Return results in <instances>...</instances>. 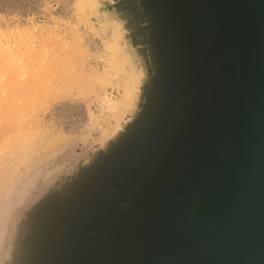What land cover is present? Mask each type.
Listing matches in <instances>:
<instances>
[{"label":"rangeland","instance_id":"rangeland-1","mask_svg":"<svg viewBox=\"0 0 264 264\" xmlns=\"http://www.w3.org/2000/svg\"><path fill=\"white\" fill-rule=\"evenodd\" d=\"M75 7L0 0V264H39L56 216L49 205L79 196L152 95L156 58L140 0L102 14ZM116 21L130 31L117 61L106 48ZM132 72L143 74L138 106L122 114L105 97L119 103Z\"/></svg>","mask_w":264,"mask_h":264},{"label":"water","instance_id":"water-1","mask_svg":"<svg viewBox=\"0 0 264 264\" xmlns=\"http://www.w3.org/2000/svg\"><path fill=\"white\" fill-rule=\"evenodd\" d=\"M185 1V0H180ZM188 6L204 10L206 28L212 27L193 48L190 57L197 71L196 87L184 118L164 147L145 164L136 175L138 184L146 185L137 195L138 204L124 217L123 235L119 236L115 264H151L176 251L182 242L172 238L164 227H173L163 212L178 195L181 183L191 179L192 172L213 163L215 153L209 144L217 133L212 132L214 119L223 127L226 105L233 101L238 108L237 128L242 137L238 167L224 201V213L211 252L203 257L194 255L196 264H264V0H188ZM148 20L150 41L156 58V76L148 106L125 140L96 169L90 182L83 188L76 202H54L50 212L56 211L43 246L49 247L63 218L74 214L78 204L85 201L94 189L114 177L131 154L142 131L149 128L159 88L167 72V36L163 16L169 12V0H140ZM213 25L218 26L213 34ZM244 48L246 52L219 66L218 72L208 79L201 78L214 60L228 51ZM236 62V63H233ZM218 135V134H217ZM150 207L144 209V202ZM160 203V205H159ZM65 215L56 223L61 213ZM62 221V222H61ZM205 232V231H200Z\"/></svg>","mask_w":264,"mask_h":264},{"label":"flooded vegetation","instance_id":"flooded-vegetation-1","mask_svg":"<svg viewBox=\"0 0 264 264\" xmlns=\"http://www.w3.org/2000/svg\"><path fill=\"white\" fill-rule=\"evenodd\" d=\"M168 3L169 14H164L162 18L171 43L167 49L168 70L159 88L149 128L142 131L131 154L114 177L94 189L85 201L78 204L74 214L63 218L66 214L63 211L56 219V223L61 218L64 222L53 234L54 241L45 248L39 264H115L113 256L118 249L119 236L124 232V217L136 207L137 195L142 188L146 190L147 187L138 184L136 175L164 147L188 112L192 93L199 85L196 80L197 71L194 70L202 68V64L194 68L190 57L197 53L193 47L198 42L203 45L204 37L212 30V27H207L205 33V21H209V18L204 16L202 7L200 11L193 10L188 6V0H169ZM217 30L218 26L213 25V34ZM244 52V48L225 52L221 58L212 62L201 81L218 72L220 65ZM237 108L233 101L226 105L224 112L231 117L224 118L222 128L217 126L218 119L212 121L211 131L220 132L213 136L209 144L215 153L211 158L214 162L193 171L191 179L181 183L176 191L178 195L170 199L169 208L163 210L170 214L167 219L174 224L172 228L164 227V230L169 235L175 233V239L182 242V245H178L175 252L151 264H196L197 261L192 262L194 255L201 253L205 257L211 252L242 148V137L237 128ZM76 201L73 200L71 204ZM203 203L208 204L207 210L203 209ZM150 205L145 201L144 209ZM206 216L213 217V223H204ZM54 229L55 226L50 233ZM171 237L174 238V235Z\"/></svg>","mask_w":264,"mask_h":264},{"label":"bare ground","instance_id":"bare-ground-1","mask_svg":"<svg viewBox=\"0 0 264 264\" xmlns=\"http://www.w3.org/2000/svg\"><path fill=\"white\" fill-rule=\"evenodd\" d=\"M123 0H75V8L79 10H92L94 13H106L107 11L111 10L116 3ZM134 4V3H133ZM74 7V6H73ZM118 8V7H117ZM121 8V7H120ZM123 8V7H122ZM115 9V8H114ZM76 12V11H75ZM117 12V11H116ZM74 14V13H73ZM121 14V13H120ZM142 14V13H140ZM127 15V14H126ZM131 15V14H130ZM75 16V15H74ZM138 16V15H137ZM141 16V15H140ZM130 18V17H129ZM127 19V18H126ZM79 20V19H78ZM134 20V19H132ZM80 21V20H79ZM88 21V20H87ZM89 22V21H88ZM134 23V22H133ZM114 28V41L112 43H107L106 48L112 54L114 59L117 61L116 58L120 57L119 55L122 54V46L125 45L126 40L129 38V29H127L123 22L116 21L113 23ZM127 26V25H126ZM145 26V25H143ZM133 29V28H132ZM131 29V30H132ZM133 34V33H132ZM147 34V33H146ZM129 42V41H128ZM134 45V44H133ZM130 48V47H129ZM148 58V57H147ZM149 60V59H148ZM153 61V60H152ZM112 63V62H111ZM146 63V62H145ZM112 65V64H111ZM116 67L120 68V64L115 62ZM122 69V66H121ZM139 69V68H138ZM143 74L142 73H130L121 79L123 93L122 97L119 100V103H111V101L107 100V96L105 97V102L111 106L120 109L121 113L124 114L127 111L134 112L137 105L138 96L140 94V84L142 81ZM145 78V77H144ZM120 83V84H121ZM145 83V82H144ZM143 83V84H144ZM144 86V85H143ZM142 86V87H143ZM141 97V96H140ZM115 104V105H114ZM229 148V147H228ZM228 150V149H227ZM232 152V151H231ZM226 153V152H225ZM221 155V154H220ZM230 155V154H228ZM232 155V154H231ZM234 156V155H233ZM229 159V158H228ZM231 160V159H230ZM221 166V165H220ZM220 168V167H219ZM218 169V168H217ZM221 170V169H220ZM215 171V170H214ZM220 172V171H219ZM234 172V171H233ZM210 176V175H209ZM223 178V177H222ZM219 179V178H218ZM217 180V179H216ZM221 180V179H220ZM219 180V181H220ZM222 181V180H221ZM206 182V181H205ZM210 183V182H209ZM201 184V183H200ZM199 185V183H198ZM204 185V184H203ZM208 185V183L206 184ZM220 185V184H218ZM193 187V186H192ZM207 187V186H206ZM205 188V187H204ZM220 188V187H219ZM198 190V189H197ZM201 190V189H199ZM202 191V190H201ZM225 191V189H224ZM195 192V191H194ZM218 192V191H217ZM201 193V192H200ZM199 194V191H198ZM217 194V193H216ZM209 195V194H208ZM195 196V195H194ZM203 196V195H202ZM210 196V195H209ZM197 197V196H196ZM204 197V196H203ZM202 197V198H203ZM193 198V197H192ZM209 198V197H208ZM201 200V199H200ZM194 202V201H193ZM203 202V201H202ZM206 202V201H205ZM194 206V205H193ZM188 207V205H187ZM202 207V206H201ZM200 210V208H199ZM202 212V211H201ZM201 219V218H200ZM193 220V219H192ZM207 220V219H206ZM205 220V221H206ZM217 222V221H216ZM199 246V245H198ZM197 250V247H196ZM178 262V261H177ZM172 263V262H171Z\"/></svg>","mask_w":264,"mask_h":264}]
</instances>
